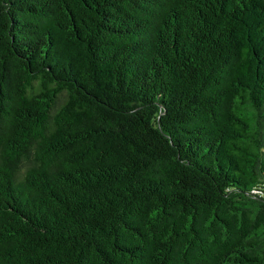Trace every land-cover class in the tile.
<instances>
[{"label":"trees","instance_id":"16d2710c","mask_svg":"<svg viewBox=\"0 0 264 264\" xmlns=\"http://www.w3.org/2000/svg\"><path fill=\"white\" fill-rule=\"evenodd\" d=\"M0 264H264V0H0Z\"/></svg>","mask_w":264,"mask_h":264}]
</instances>
